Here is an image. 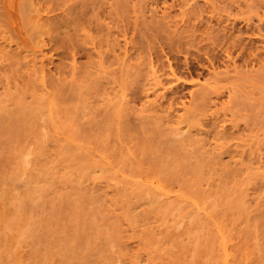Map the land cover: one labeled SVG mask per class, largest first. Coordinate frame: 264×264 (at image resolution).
<instances>
[{"label":"rangeland","instance_id":"374dc122","mask_svg":"<svg viewBox=\"0 0 264 264\" xmlns=\"http://www.w3.org/2000/svg\"><path fill=\"white\" fill-rule=\"evenodd\" d=\"M0 19V264H264V0Z\"/></svg>","mask_w":264,"mask_h":264},{"label":"bare ground","instance_id":"6f19581e","mask_svg":"<svg viewBox=\"0 0 264 264\" xmlns=\"http://www.w3.org/2000/svg\"><path fill=\"white\" fill-rule=\"evenodd\" d=\"M25 2H26V0H25ZM33 2H34V1H33ZM30 3H31V2H29V6H30ZM34 3H35V2H34ZM25 5H26V4H25ZM38 5H39V4H38ZM38 5H37V6H38ZM40 7H41V6H40ZM23 8L25 9V8H27V6H24ZM31 8H32V10H33V12H34L35 10L33 9L32 4H31ZM44 8H45V7H44ZM46 9H47V8H46ZM27 10H28V11H26V12H29L30 8H28ZM43 10H44V9H43ZM44 11H45V10H44ZM50 12H51V11H50ZM47 19H48V18H46V20L44 19L45 22H43V23H46ZM0 20H2V19H0ZM49 20H50V19H49ZM58 20L60 21L61 19H58ZM2 21H3V20H2ZM40 21H41V20H40ZM52 21H53V20H52ZM55 21H56V20H55ZM55 21H53V22H55ZM60 22H61V21H60ZM60 22H59V23H60ZM49 23H50V22H49ZM67 23H68V22H67ZM69 23H70V22H69ZM27 24H28V21H27ZM50 24H51V23H50ZM61 24H64V23H61ZM61 24H60V25H61ZM70 24H71V23H70ZM74 24H75V23H74ZM40 25H41V24H40ZM51 25H52V24H51ZM53 25H54V23H53ZM65 25H66V24H65ZM77 25H78V24L76 23L75 26H76V27H79L81 24H80L79 26H77ZM55 26H56V25H55ZM62 26H63V25H62ZM69 26H70V25H69ZM59 27H60V26H59ZM76 27H74V33L79 34L78 30H80V29H77ZM30 28H31V27H30ZM37 28H38V27H37ZM75 28H76L77 30H76ZM80 28H81V26H80ZM31 29H32V28H31ZM31 29H29V30H31ZM48 30H49V29H48ZM54 30H55V29H54ZM57 30H58V27H57ZM75 30H76V31H75ZM70 31H71V30H70ZM35 32H36V31H35ZM35 32H33V33H35ZM66 32H67V31H66ZM66 32H64V33H66ZM68 32H69V31H68ZM33 33H32V34H33ZM37 33H38V31H37ZM72 33H73V31H71V35H72V36H71L70 34H68L67 36H65V37L68 39V41H66V42H68V43L71 42V41H69V36H71V40L74 38V39H73V41H74L73 43L76 42L75 40L77 39V36H76V34L74 35V33H73V34H72ZM33 35H34V34H33ZM40 35H41V34H40ZM74 36H75V37H74ZM72 37H73V38H72ZM78 39H79V38H78ZM65 40H66V39H65ZM77 41H78V40H77ZM43 42H44V41H43ZM41 44H42V43H41ZM71 44H72V43H71ZM75 46H76V44H75ZM67 47H68V46H67ZM70 47H71V45H70ZM71 48H72V47H71ZM74 48H75V47H74ZM6 124H7V123H6ZM7 127H8V126H7Z\"/></svg>","mask_w":264,"mask_h":264}]
</instances>
